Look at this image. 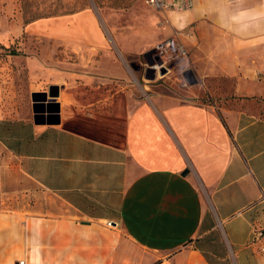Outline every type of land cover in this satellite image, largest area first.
Masks as SVG:
<instances>
[{"label": "crops", "instance_id": "crops-1", "mask_svg": "<svg viewBox=\"0 0 264 264\" xmlns=\"http://www.w3.org/2000/svg\"><path fill=\"white\" fill-rule=\"evenodd\" d=\"M193 1L191 11L153 9L133 52L175 37L209 103L132 97L124 110L109 107L95 136L78 129L84 105L74 96L61 105L60 126L34 120L28 164L12 150L20 159L12 207L0 174V264H227L231 256L263 264L264 30H230V18L264 6ZM43 26L74 48L105 38L91 11ZM245 247L254 249L242 256Z\"/></svg>", "mask_w": 264, "mask_h": 264}, {"label": "rangeland", "instance_id": "rangeland-1", "mask_svg": "<svg viewBox=\"0 0 264 264\" xmlns=\"http://www.w3.org/2000/svg\"><path fill=\"white\" fill-rule=\"evenodd\" d=\"M153 9L146 0H0V174L8 183L3 198L9 205L15 188L14 163L20 161L12 150L17 147L27 155L22 156L28 164L35 94L47 99L42 102L46 108L42 114L44 128L53 125L49 118L54 113L49 109L59 105L61 110L62 104L67 109L74 96L84 105V122L78 129L89 136L104 129L100 120L109 113L111 105L117 104L124 110L132 97L143 98L158 92L209 103L208 97L197 91V84L190 85L185 80L183 63L163 66L156 47L165 39L157 40L153 50L133 52L135 37L149 32L144 20L157 15ZM83 11L95 14L105 35L96 44L99 49L54 42L44 26L37 27L45 20ZM154 25L155 30H161L159 22ZM67 125L77 129L73 121ZM253 249L245 247L241 255L252 253ZM252 259L253 264H259ZM244 262V258L236 260L231 256L227 264Z\"/></svg>", "mask_w": 264, "mask_h": 264}, {"label": "built area", "instance_id": "built-area-1", "mask_svg": "<svg viewBox=\"0 0 264 264\" xmlns=\"http://www.w3.org/2000/svg\"><path fill=\"white\" fill-rule=\"evenodd\" d=\"M146 3L157 11H191L194 7L193 0H175L168 2L165 0H146ZM157 55L162 60L163 66L166 64L185 60L187 58V51L184 46L175 38L170 37L162 44L156 47ZM112 223L108 226L112 227ZM264 254V247L261 249ZM17 264H25V261H19Z\"/></svg>", "mask_w": 264, "mask_h": 264}, {"label": "clouds", "instance_id": "clouds-1", "mask_svg": "<svg viewBox=\"0 0 264 264\" xmlns=\"http://www.w3.org/2000/svg\"><path fill=\"white\" fill-rule=\"evenodd\" d=\"M261 6H264V0H261ZM230 30L238 32H248L250 29L264 30V10L251 9L240 11L231 18ZM229 24L222 23V26Z\"/></svg>", "mask_w": 264, "mask_h": 264}, {"label": "water", "instance_id": "water-1", "mask_svg": "<svg viewBox=\"0 0 264 264\" xmlns=\"http://www.w3.org/2000/svg\"><path fill=\"white\" fill-rule=\"evenodd\" d=\"M180 62V61H179ZM184 78L185 80L190 84V85H196L197 84V79L195 77V75L193 74L192 71L188 70L184 73ZM46 96L45 95H39V94H35L33 96V103H34V120L36 124H45V117L44 114L46 112V108H45V104H43L42 102H47L46 101ZM52 105V104H50ZM51 107V106H50ZM50 112L54 113V115H50L49 118V124H59L60 123V108L59 105H57L56 107H51L49 109ZM188 171H186L184 173V175H187Z\"/></svg>", "mask_w": 264, "mask_h": 264}]
</instances>
